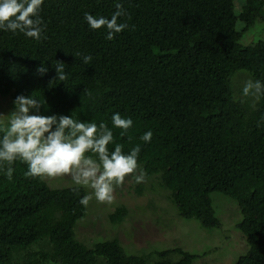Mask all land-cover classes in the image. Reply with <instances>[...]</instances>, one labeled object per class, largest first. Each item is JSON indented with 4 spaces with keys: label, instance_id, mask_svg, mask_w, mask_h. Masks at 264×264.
<instances>
[{
    "label": "trees",
    "instance_id": "trees-1",
    "mask_svg": "<svg viewBox=\"0 0 264 264\" xmlns=\"http://www.w3.org/2000/svg\"><path fill=\"white\" fill-rule=\"evenodd\" d=\"M117 3L128 27L108 40L84 14L111 18ZM40 16L47 27L39 41L0 30V95L46 101L32 114L106 123L114 133L109 150L139 145L145 176L157 179L180 217L205 229L223 227L211 193L229 196L246 239L236 264H264V96L252 109L234 85L239 71L264 83V39H246L264 21V0H44ZM77 52L90 54L91 65ZM57 60L68 80L50 86ZM116 112L133 120L123 136L112 126ZM147 131L150 142L140 139ZM6 167L0 164V264H194L203 256L182 246L138 253L118 237L89 245L76 231L91 211L80 203L88 188L27 177L20 160L9 180ZM127 215L117 205L110 226Z\"/></svg>",
    "mask_w": 264,
    "mask_h": 264
},
{
    "label": "clouds",
    "instance_id": "clouds-1",
    "mask_svg": "<svg viewBox=\"0 0 264 264\" xmlns=\"http://www.w3.org/2000/svg\"><path fill=\"white\" fill-rule=\"evenodd\" d=\"M43 3L44 0H0V30L23 33L26 37L41 40L47 27L40 16ZM115 7L117 10L111 18L84 14L92 30L103 28L107 31L105 38L108 40L128 27L126 23L119 22L121 16L127 15L123 4L117 3ZM74 55L84 64L91 65L93 57L90 54L77 52ZM53 66L57 75L50 86L54 81L66 83L65 62L57 60ZM47 71L48 68L43 65L37 68L41 75ZM242 96L255 109L256 102L264 96V83L249 79L245 82ZM45 103L33 94L18 95L14 100L15 110L8 114L7 126L0 129V164L7 166L9 180L14 171L12 165L20 160L28 165L27 177L70 176L76 186L74 190L80 186L91 188L98 202L109 204L114 200L115 188L123 185L127 175L134 174L137 183L144 180L145 174L138 165L139 145L125 153L122 145L115 144L114 150L110 151L114 133L106 123H86L74 119L72 115L32 114L33 109L39 113ZM111 122L113 128L122 130L121 136L133 125L131 118L123 117L119 112L112 115ZM152 136V131H147L140 139L150 142ZM91 199V195H84L80 203L87 207Z\"/></svg>",
    "mask_w": 264,
    "mask_h": 264
},
{
    "label": "rangeland",
    "instance_id": "rangeland-1",
    "mask_svg": "<svg viewBox=\"0 0 264 264\" xmlns=\"http://www.w3.org/2000/svg\"><path fill=\"white\" fill-rule=\"evenodd\" d=\"M258 38L264 39L263 20L257 21L246 32L248 41ZM235 77H238L234 81L237 90L243 89L249 79L253 80L244 71H239ZM14 110L11 97L0 95V124L7 125L8 114ZM45 179L52 186L73 183L70 176ZM138 187H143L142 194L137 193ZM88 190L92 196L89 204L91 211L86 219L80 220L82 222L76 231L79 238L89 245L95 238L118 237L124 246L138 253L182 246L192 252L203 253L194 264H236L238 255L246 248L244 234L234 226L241 220L236 201L219 192H212L211 197L223 227L209 230L194 219L180 217L168 200L167 192L160 189L157 179L145 176L142 182L137 183L134 174L127 175L123 185L115 188L114 200L110 204L98 202L94 190ZM119 204L127 206L128 215L121 223L112 222L110 226L108 215Z\"/></svg>",
    "mask_w": 264,
    "mask_h": 264
}]
</instances>
